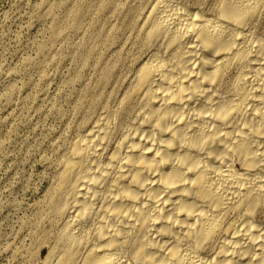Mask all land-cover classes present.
Instances as JSON below:
<instances>
[{
    "label": "bare ground",
    "instance_id": "obj_1",
    "mask_svg": "<svg viewBox=\"0 0 264 264\" xmlns=\"http://www.w3.org/2000/svg\"><path fill=\"white\" fill-rule=\"evenodd\" d=\"M183 1L151 0L127 93L57 158L39 264H264V0Z\"/></svg>",
    "mask_w": 264,
    "mask_h": 264
},
{
    "label": "rangeland",
    "instance_id": "obj_2",
    "mask_svg": "<svg viewBox=\"0 0 264 264\" xmlns=\"http://www.w3.org/2000/svg\"><path fill=\"white\" fill-rule=\"evenodd\" d=\"M150 2L0 0V264L47 252L36 256L33 239L57 158L127 93L130 39Z\"/></svg>",
    "mask_w": 264,
    "mask_h": 264
}]
</instances>
